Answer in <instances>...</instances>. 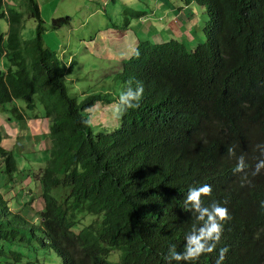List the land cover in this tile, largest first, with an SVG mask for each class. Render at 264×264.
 <instances>
[{
  "label": "trees",
  "instance_id": "obj_1",
  "mask_svg": "<svg viewBox=\"0 0 264 264\" xmlns=\"http://www.w3.org/2000/svg\"><path fill=\"white\" fill-rule=\"evenodd\" d=\"M180 1L195 17L197 6L206 7L205 40L193 47L177 38L140 40L104 80L103 93L87 95L71 86L77 62L66 66L46 47L35 0H27L36 23L31 39L23 38L24 14L0 9L9 22L7 33L0 32V106L22 127L39 114L47 117L49 144L30 149V175L21 174L25 161L20 165L12 149H0V172L10 180L33 177L43 199L36 226L13 212L0 190L1 258L17 262L23 253L14 246L36 241L62 264H166L170 246L183 252L186 234L200 224L185 207L188 189L209 184L204 205L215 201L232 219L216 251L179 264H215L223 247L229 249L223 264H264V169L255 173L264 159V0ZM69 22L65 16L51 26ZM129 80L133 88L144 86L140 107L94 132L88 111L117 103ZM111 86L113 94L105 90ZM241 155L248 167L234 173ZM58 187L70 189L62 204L51 195ZM89 215L95 218L83 227ZM115 250L119 259L112 261Z\"/></svg>",
  "mask_w": 264,
  "mask_h": 264
},
{
  "label": "crops",
  "instance_id": "obj_2",
  "mask_svg": "<svg viewBox=\"0 0 264 264\" xmlns=\"http://www.w3.org/2000/svg\"><path fill=\"white\" fill-rule=\"evenodd\" d=\"M35 1L39 10V15L44 22V43L47 48L55 52L58 60L66 64V66L71 62H77L69 79L73 82L71 83V86H74L73 91L78 94L81 92L82 95L91 94L89 91H85V89L90 87V84L93 82V72L96 73V77H100L101 75H104L103 77H113L114 72L117 70L116 63L120 58L124 60L127 56L130 57L133 55L140 40H151V38L160 37L159 34L156 35L151 33L152 30L158 29L160 32L163 31V41L170 38L167 37L169 35L165 34L166 31L171 29L170 26H154V19L152 20V17L157 15L154 9L162 13V15H158L154 18L158 19L163 17L162 21L165 23H170L172 19H168L171 15L167 16L163 12V8L169 6H177L178 9L176 12L184 9L181 13L183 14L181 17H184V19L180 17V24H178V20L174 19V22L179 26L187 28L195 19V10H192V7L182 8L180 0ZM118 3H121V6H119ZM150 3H153V5ZM150 5L152 10L149 11L147 9H150ZM145 7L147 8L141 10V8ZM136 8L139 9L136 10ZM127 11L144 12L145 14L141 18L130 17ZM21 13L24 14L25 24L27 19H31L30 9L27 8L26 12ZM65 16L70 17V22L60 29H53L51 26L52 20ZM122 30L124 31L123 34L120 33ZM138 30L140 32H138ZM96 108H100L99 105H95L92 109ZM0 115L4 117L3 121H1L2 118L0 119V131L7 134L5 137L7 142L2 138L1 144L5 145L6 143H11L13 138L10 137V133L15 131V134H17L16 141H14L15 144L19 145L24 152L30 151L31 149L33 153H36L37 140L32 137L29 138L32 134L30 135L29 133L30 129L28 124L31 119L36 118L29 119L27 126L22 127L17 120L11 117L9 118L8 114L4 112L1 106ZM93 122H97V120H93ZM39 123L48 129V125L45 122L39 120Z\"/></svg>",
  "mask_w": 264,
  "mask_h": 264
},
{
  "label": "rangeland",
  "instance_id": "obj_3",
  "mask_svg": "<svg viewBox=\"0 0 264 264\" xmlns=\"http://www.w3.org/2000/svg\"><path fill=\"white\" fill-rule=\"evenodd\" d=\"M172 1H176V0H172ZM1 3H2V6L0 5V9L3 7V10H5L6 12H8L10 8H14L20 12H26L27 8H28L27 0H2ZM118 5L121 6V3H118ZM151 5H153V3ZM151 5H150V9H147V10H149V11L152 10ZM146 8L147 7L141 8V10L146 9ZM197 8H199L197 10L198 11L197 17H195V19L192 21V23L189 26H187V28L189 30L186 27L178 25V24H180L179 19L183 15V14H181L182 10H184V9H181L179 12H176V10L178 9L177 6H174V7L169 6V7L163 8L164 14H166L167 16L171 15L168 17V19L172 18L170 20V23H165L164 21H162L163 17H160L158 19L154 18L158 15H162L161 11L154 9V10H156L157 15L152 17V20L154 19L153 24H154V26H161V27H163L165 25L170 26L171 29L169 31L165 32V34L169 35L167 37L180 39L186 45H192V47H193V45L196 44L197 42H202L205 40V36H204L202 29L204 26V22H206L208 20L206 7L197 6ZM138 9L139 8H136V10H138ZM192 10H195V9H193V7H192ZM191 13H192V11H191ZM181 18L184 19V17H181ZM174 19L178 20L179 23L176 24L174 22ZM161 24H163V25H161ZM34 28H35L34 20L27 19L25 21L23 38L24 39H31L33 32H34ZM8 29H9L8 18L0 19V32H6L7 33ZM157 30H152V32H151V33L156 34V35L159 34V36H160V37H154V39L151 38L153 43L163 42L162 37H163L164 33H163V31L160 32V30H158V31ZM138 32H140V31L138 30ZM120 33L123 34L124 31L122 30V31H120ZM195 36L197 38H195L194 40H191V38H193ZM127 57H129V56H127ZM122 60L123 59L120 58V60L116 63V65L120 64V62ZM1 67L3 68V66H1ZM103 76L104 75H101L100 77H96V73L93 72L92 73L93 82H92V84H90V87L85 89V91H89L90 93L103 92L104 89H102V86H103L102 83L105 84L104 80L107 82H109L111 80L110 79L111 76H109V77L108 76L103 77ZM112 87L113 86H111L108 89L107 88L105 89L107 91V93L113 94V92L111 90ZM79 94L82 95L81 92ZM76 95H78V93ZM18 102H19V105H22V106H23V104H25V101H23V100H18ZM99 107L100 108H96V109H92V110L88 111L90 118H91V121H92L91 125L94 129V132L102 131L103 127H104V129H106V127L115 126V124L119 118L116 114V103L104 104V105H100ZM3 110H4V108H3ZM4 112H6V110H4ZM39 112L40 111H37L35 113H39ZM1 118H2L1 121H3L4 117L2 115H0V119ZM39 120H41L42 122H45L48 125V118L43 116L42 114H39L36 117V119H31L28 123L29 129H30L29 133H30V135L32 134L31 137L33 139L37 140V142L41 141V147L39 148L40 145L36 147L37 151H38V149L45 150L46 147L49 148V144H47L45 142V138H46V134L48 133V129H47V127L42 126L39 123ZM93 120H97V122H93ZM0 132H1L0 133V149H5L6 151H10L12 149L14 154L16 155L20 165H22L23 162L25 161V163L23 165L26 169L22 168L23 171L21 172V174H28L29 171L30 172L33 171V167L30 165L29 160L26 159V157L32 155V152H30V151H25V152L23 151L22 152V151H19V150L13 148L14 144H15L14 141H16V135H17V134H15V131L10 133V137L13 138L12 142L6 143L5 145H2L1 141L3 138V140H6L5 142H7V139L5 138L7 136V134L3 131H0ZM44 145H47V146H44ZM36 155H37V158L42 157V156H39L42 154L37 153ZM1 160H2V157L0 155V162H1ZM28 175H30V173ZM27 176L24 178L22 175H18L15 177V179L12 177L10 180V175L7 176V175L0 172V184H1L0 190L4 193V196L6 197L7 201L9 202V206L13 210V212L22 214L23 216L27 217V219L31 220L33 223H36V226H39L38 218L40 216V213L43 210V199L41 196V187H40V185L38 186V184L36 185L34 182H31V181H35V179L33 177L29 178V176L28 177ZM11 181H12V185H11ZM13 181H15L17 183L15 185L18 187L14 188ZM8 185H10L11 191H5L8 187ZM63 189L64 188H62V187H58V188H55L51 191V195L58 200L59 204H62L63 197H66V195L70 191L69 188L64 189V190ZM92 218H95V217L90 216V215H89V217H86L82 223V226L84 227V225L90 224L92 221ZM76 230L78 231L79 229L77 228ZM37 232H39L38 229H37ZM14 249L23 253L22 259L17 261V262L12 263L11 262V260H12L11 256H10V259L0 257V264H62L61 259L53 251H47V250L43 249L42 247L39 246V244L36 241H33L32 244H28V245L14 246ZM119 255H120V251L115 250L112 253V255L110 256V259L112 261H117L119 259Z\"/></svg>",
  "mask_w": 264,
  "mask_h": 264
},
{
  "label": "clouds",
  "instance_id": "obj_4",
  "mask_svg": "<svg viewBox=\"0 0 264 264\" xmlns=\"http://www.w3.org/2000/svg\"><path fill=\"white\" fill-rule=\"evenodd\" d=\"M132 83L133 82L129 80L126 90L121 91L118 96L116 103L117 115H123L129 109H137L140 107V101L144 94V86L142 83L137 82L136 87L133 88L131 86ZM6 113L10 118L9 111L6 110ZM233 151L234 150L230 147L228 149L229 155H232ZM262 156H264V152H262ZM246 167H248V165L245 163V157L241 155L237 158V164L233 172H243ZM261 169H264V159L257 162L255 173L258 174ZM211 194L212 186L209 184H203L199 187H190L188 189L187 196L184 199L185 207L188 208V206H190L189 210L196 214V220L199 221L200 224L199 226L194 225L192 230L186 234L183 252L177 251L175 244L170 246L168 254L164 257L166 264H173V261L177 262V264L181 261H196L200 256L206 253L211 254L216 251L217 244L221 241L224 232V225L229 222L232 217L226 207L221 206L215 201L208 206L204 205L202 197H207ZM228 251L229 249L227 247L220 248L215 264H223Z\"/></svg>",
  "mask_w": 264,
  "mask_h": 264
}]
</instances>
